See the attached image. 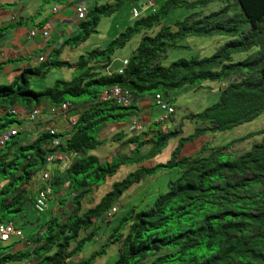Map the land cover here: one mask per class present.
<instances>
[{"label":"trees","instance_id":"obj_1","mask_svg":"<svg viewBox=\"0 0 264 264\" xmlns=\"http://www.w3.org/2000/svg\"><path fill=\"white\" fill-rule=\"evenodd\" d=\"M141 1L115 0L91 8L72 41H87L98 31L103 17L112 16L127 2ZM214 2L221 5L208 11ZM177 8L193 12L166 23L170 10ZM136 35L141 38L123 73L109 75L115 52ZM215 35L230 39L212 56L180 58L163 65L169 50L186 47L180 43L182 39ZM241 53L243 56H235ZM62 67H76L81 73L70 80H56L42 90L31 88L34 77H46L52 69ZM207 82L217 84L218 97L214 104L184 117L194 124L191 134H184V124L167 130L158 127L147 140L136 137L126 142L137 143L132 155L102 159L91 154L106 142L93 133L134 115L139 97L160 93L169 101L178 91L213 92ZM115 86L131 92L128 105L103 99V91ZM68 97L84 99L71 102ZM43 103L56 107L69 103V112L78 119L67 133L41 131L29 139L21 131L0 149V223L13 222V217L7 218L9 211L24 217L30 205L35 210L32 182L47 169L53 138L61 142L58 150L71 158L66 168L58 165L51 170L48 182L52 195L64 193L58 198L61 213L53 214L41 232L29 239L32 250L11 253L7 252L11 246L0 244V264H66L94 239L95 222L116 206L127 190L161 170H177L180 175L152 204L141 210L133 208L124 218L127 231L114 264H264V128L226 145L206 143L195 154L183 153L187 144L263 114L264 0H166L158 11L136 18L107 47L81 55L76 63L51 57L26 68L11 83L0 84V130L15 123L22 126V120L11 117L20 108L30 111ZM116 109L124 111L115 113ZM259 136L249 150L236 153L233 149ZM173 138L178 144L167 162L143 164L157 157ZM129 165L138 168L114 182L94 206L83 210L85 199L122 166ZM118 233L112 235V241ZM105 251L103 248L78 264H87Z\"/></svg>","mask_w":264,"mask_h":264},{"label":"crops","instance_id":"obj_2","mask_svg":"<svg viewBox=\"0 0 264 264\" xmlns=\"http://www.w3.org/2000/svg\"><path fill=\"white\" fill-rule=\"evenodd\" d=\"M114 1L115 0H0V84L11 83L14 79L19 78L26 68L34 67L42 63L37 61L40 56H43L45 60L53 57L61 61L76 63L81 55H85L89 51L101 47L115 38L126 27L134 23L135 17L132 15V10L134 7L138 6L137 3L139 2L136 4L132 3L131 9L126 11V13L121 14V10H119L112 16H109L112 22L107 26V30L105 29L107 34L104 38L97 35V37H94L97 38V40L93 42L90 41L92 36L87 41L81 43L75 44L74 41H72L81 31L82 21L77 15V7L81 2L87 3L90 10L97 5L112 3ZM124 16L129 17L126 22L127 24L125 23L126 18ZM113 22L117 27L112 24ZM113 28H115V33L111 37L108 33ZM33 29L38 30L35 36L30 35ZM44 30L50 31L48 37L42 35ZM133 51L134 50H132V53ZM132 53L124 56L122 59L116 58V61L113 60L110 68L116 69L121 67L123 61L129 59ZM55 69L56 68L52 69L49 74L54 72ZM70 69L71 73H68L70 79L81 73L76 67ZM153 99V95L139 97L135 103L139 110H137L134 115L128 116L126 123L124 121L109 123L99 131L98 138L100 140H105L107 144L111 146L113 152L112 156L120 153L123 147H126L128 151H133L137 143L128 144L126 142L136 137L146 140L147 137H151L155 128L160 127L167 130L183 124V117L181 120L175 119L176 111L174 114L168 116L165 122L160 126L157 125L155 120L158 116L154 119L156 111L153 109L155 105ZM170 104L175 106V104ZM53 107L54 106L47 103L41 104V119L37 122L28 120L27 113L29 110L26 111L20 108L17 111V113L21 115L20 120L23 121L21 127L26 138L33 139L35 135H38L49 126L56 128L58 133H67L71 130L72 126L68 117L72 116L73 113L64 112L60 109H56V111L53 112ZM146 133L149 134H147V137H144L143 134ZM110 156L111 154H107L105 157H99L102 159H111ZM55 166V168H57L58 165L55 164ZM36 186L35 190H33L35 197L37 190L41 186V182L38 181ZM63 194L59 193L56 199L58 200ZM97 202L98 200L94 203L96 204ZM60 207L61 203L59 202L54 212H58V214L61 213ZM22 218L23 217H21L18 222L14 220L13 222L17 227L22 229L23 235H12L8 241L0 243L1 246H11L7 252H28L33 248V244L29 241L32 237L26 236L22 228V223L26 221Z\"/></svg>","mask_w":264,"mask_h":264},{"label":"rangeland","instance_id":"obj_3","mask_svg":"<svg viewBox=\"0 0 264 264\" xmlns=\"http://www.w3.org/2000/svg\"><path fill=\"white\" fill-rule=\"evenodd\" d=\"M148 0H142L141 2L137 3L141 10L142 8L141 4H146ZM166 0H158L157 6L160 8ZM136 4V3H135ZM221 4L217 2L211 3L208 7V11H211L213 9H216ZM132 6V3L127 2L122 6L120 9V13H126V11L130 10ZM150 11V10H149ZM149 11H144V15L148 14ZM192 9L187 8H177L172 9L169 12L168 17L166 18V23H172L175 20L179 19L182 20L186 16H188L190 13H192ZM126 18L125 23L128 21L129 17L124 16ZM110 17H103L102 21L100 22V26L98 25V31L92 35V38L90 41H96L97 35H100V37L104 38V36L107 34L105 32V29L107 30V26L111 24ZM113 25L117 27V25L113 22ZM127 24V23H126ZM115 33V28L109 31V36H113ZM141 35H136L125 47L118 49L114 54V61L115 59H122L124 56H127L128 54L132 53V50H135L136 44L140 40ZM230 38L228 36H188L180 41L181 44L186 45L184 48H174L168 51L167 56L164 57L162 60L163 65L168 66L172 64L174 61H177L180 58H192L193 56H200V57H209L212 56L220 46L226 44V42ZM111 41V40H110ZM106 43L105 45H102L98 48H105L110 43ZM100 46V45H99ZM235 56H243V53L236 54ZM118 63V62H117ZM70 68H56L54 72L47 75L46 77H34L31 80V88L34 90H42L46 87L53 86L56 80H70V76L68 73L70 72ZM211 87L214 89L213 92H207L206 90H199V91H192L189 93L181 94L179 91L176 93H173L171 95V99H169V102L172 104H175L177 108V112L175 114L176 120H181L183 117V130L185 135H189L194 131V124L190 123L185 117V115L191 113V112H198L206 107L214 104L218 97V92L216 91V83H210ZM84 99V97H68V100L71 102H78L79 100ZM153 109L156 111V114L154 116V119H156V116L161 117L166 112L160 109L158 105H154ZM123 109H116L115 113L122 112ZM157 117V118H158ZM14 119H20L21 115L16 114L14 117H11ZM127 118L124 120L126 123ZM14 125H17L15 123ZM179 125V124H178ZM180 126V125H179ZM177 126V127H179ZM264 128V112L263 114L258 117L257 119L245 123L243 125H240L238 127H235L231 130L225 131V132H217V133H210L192 144H187L185 146V149L183 151L184 154L192 155L195 154L200 150V148L208 143L210 145L216 146V145H226L232 140H235L241 136H244L248 133H251L253 131H259L260 129ZM95 136H99V131H96L93 133ZM144 137H147V134H143ZM147 139H149L147 137ZM146 139V140H147ZM261 137H256L254 139L247 140L245 142L236 144L233 149H235L236 153L238 151H246L249 150L253 143L255 141L260 140ZM178 139L173 138L169 141V144L167 147L159 154L157 157H155L152 160L145 161L143 164L146 166H154L158 163H165L167 162L172 155L173 150L177 147ZM240 152V153H241ZM127 154L132 155V151L126 150V147H123L120 153L117 154ZM92 154H95L100 157H105L107 154H111L110 157H112L113 152L111 149V146L105 142L104 145L98 147L94 151H92ZM116 154V155H117ZM55 164H47V169L54 170ZM138 167L136 165H129V166H122V168L112 177L109 178L107 182L102 184L97 192H95L93 195H90L87 199L84 200V207L83 210L87 209L88 207H92L95 205L94 202L96 200H100L106 192H108L112 184L117 181H121L124 179L130 172H133ZM43 174V170L40 171L34 178L32 184V191L35 190L37 187L38 181L41 180ZM180 173L177 170H161L156 175L148 176L139 184L133 185L129 190H127L121 199L118 201V210L115 213V215L107 222V221H98L97 224L93 225V228H96V236L91 241H87L83 247L82 253L79 256L73 257L70 259L66 264H78L79 260L82 259H89L93 253H99L101 249H106V251L102 254H97L95 258L91 259L90 262L87 261V264H114L116 260L119 257V249L121 247L123 235L127 231L126 225H124V218H127L132 211L133 208L137 210L144 209L146 206L152 204L155 199L161 194L165 193L169 189V185L171 184L170 181L176 180L179 177ZM47 208L45 211L39 213L35 211L30 205V207L27 208V213L20 216H15V213L13 211H9L6 213L7 218L13 217V220L18 222L21 217H23L26 221L22 223V228L25 232L26 236L32 237L33 235L39 234L44 226V224L50 220L52 215L54 213L58 214V212H54V209L58 207L59 202L56 199L54 195H52L47 200ZM22 218V219H23ZM126 228V229H125ZM117 230H119V233L115 236V240L112 241V235L117 233ZM123 233V234H121ZM85 232H83V235ZM121 234V235H120ZM120 235V236H119ZM114 238V237H113ZM114 242V243H112Z\"/></svg>","mask_w":264,"mask_h":264},{"label":"built area","instance_id":"obj_4","mask_svg":"<svg viewBox=\"0 0 264 264\" xmlns=\"http://www.w3.org/2000/svg\"><path fill=\"white\" fill-rule=\"evenodd\" d=\"M156 6H157V0H149L148 7L152 12L156 11V9H157ZM88 10H89V7H88L87 3L81 2L77 7L78 18L81 20L85 19L87 17ZM132 13H133L134 17H138L141 14V11H140L139 7H135V8H133ZM37 33H38V30L33 29V30H31L30 35L35 36ZM42 35L44 37H48L50 35V31L44 30L42 32ZM44 59L45 58L43 56H40V57H38L37 61L41 62ZM127 64H128V60L126 59V60H124L122 67L117 68L116 70H111L108 68L107 73L109 75H112L113 73L121 74V73H123L124 67ZM103 99H105V100L115 99L120 104L128 105L132 101V94L127 89H124V88L119 87V86H115V87H112L110 89H106L103 91ZM154 101H155L156 105H158L160 107L161 110L166 112L163 116L158 117L155 120V122H157V123L164 122L169 115H171L172 113L175 112V107L173 105H171L169 103V101H167L163 97L162 94L157 93L154 96ZM56 109H60L64 112L69 113L70 104L69 103H63L61 106H58V107L54 106L53 112L56 111ZM41 113H42V109L40 108V106L33 107L30 111H28L27 118L30 121L37 122L41 119ZM68 119H69V122L72 126L74 123H76L78 116L72 115V116H69ZM22 130H23L22 127L19 125L0 130V149H3L12 137L17 135L18 133H20ZM44 131L50 132L53 135L55 133H58L56 128H54L53 126L47 127V129H45ZM60 143H61L60 140L57 138H53L50 141L49 148L52 149V151H51V153H49V155L47 157V162H48V164H59L61 166V168L64 169L70 164L71 158L66 153H63V152L58 150ZM50 179H51V171L49 169L44 170L43 174H42V178H41L42 185L37 191V194L35 197V202H34L35 210L39 213L45 211L47 206H48L47 200L51 196V192H52L51 187L48 185V182ZM117 210H118V206H114L111 210H109L108 212H106L104 214L101 221L110 220L115 215ZM98 221H100V219ZM12 235L22 236L23 231L21 228L17 227L14 224V222H9V223H5V224L0 223V243L8 241ZM20 264H32V262L26 261V262L20 263Z\"/></svg>","mask_w":264,"mask_h":264},{"label":"clouds","instance_id":"obj_5","mask_svg":"<svg viewBox=\"0 0 264 264\" xmlns=\"http://www.w3.org/2000/svg\"><path fill=\"white\" fill-rule=\"evenodd\" d=\"M148 2H149V0L147 1L146 4H143V6H141L142 4L140 5L142 8L145 9V11H149V10H150L149 7H148ZM157 3H158V0H157ZM136 7H139V6H136ZM156 7H157L156 11H158L159 8H158V6H156ZM134 8H135V7H134ZM139 9H140V7H139ZM144 9H143V10L140 9L141 14H140L139 16H143V11H144ZM147 9H148V10H147ZM156 11H155V12H156ZM88 12H89V10H88ZM150 12H152V11L150 10L149 13H150ZM87 14H88V13H87ZM132 15H133V13H132ZM133 16H134V15H133ZM139 16H138V17H139ZM138 17H135V19L138 18ZM85 19H86V18H85ZM80 20H81V19H80ZM82 20H84V19H82ZM82 20H81V21H82ZM127 60H128V59H127ZM43 61H45V59H44ZM43 61H41V62H43ZM123 62H124V61H123ZM122 66H123V65H122ZM122 66H121V67H122ZM119 68H120V67H119ZM109 69H111V68L109 67ZM116 69H117V68H116ZM116 69H111V70H116ZM153 100H154V99H153ZM155 104H156V103H155ZM173 106H174V105H173ZM174 107H175V106H174ZM175 110H176V107H175ZM172 114H173V113H172ZM172 114H171V115H172ZM169 116H170V115H169ZM164 122H165V121H164ZM164 122H161V124L164 123ZM155 123H156V122H155ZM57 165H59V164H57ZM59 166H60V165H59ZM40 182H41V185H42V181H41V180H40ZM40 187H41V186H40ZM37 191H38V190H37ZM51 193H52V192H51ZM51 196H52V194H51ZM51 196H50V197H51ZM50 197H49V198H50ZM116 206H118V205H116ZM108 221H109V220H108ZM108 221H107V222H108ZM95 223L97 224V221H96Z\"/></svg>","mask_w":264,"mask_h":264},{"label":"water","instance_id":"obj_6","mask_svg":"<svg viewBox=\"0 0 264 264\" xmlns=\"http://www.w3.org/2000/svg\"><path fill=\"white\" fill-rule=\"evenodd\" d=\"M141 6H143V4Z\"/></svg>","mask_w":264,"mask_h":264}]
</instances>
